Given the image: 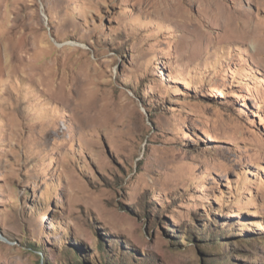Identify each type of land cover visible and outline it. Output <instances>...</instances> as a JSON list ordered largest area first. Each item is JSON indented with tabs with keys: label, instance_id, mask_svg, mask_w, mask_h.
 I'll use <instances>...</instances> for the list:
<instances>
[{
	"label": "rangeland",
	"instance_id": "1",
	"mask_svg": "<svg viewBox=\"0 0 264 264\" xmlns=\"http://www.w3.org/2000/svg\"><path fill=\"white\" fill-rule=\"evenodd\" d=\"M187 1L4 0L0 264H264V44Z\"/></svg>",
	"mask_w": 264,
	"mask_h": 264
},
{
	"label": "bare ground",
	"instance_id": "2",
	"mask_svg": "<svg viewBox=\"0 0 264 264\" xmlns=\"http://www.w3.org/2000/svg\"><path fill=\"white\" fill-rule=\"evenodd\" d=\"M187 2L191 4L192 0H188ZM218 2L219 1L216 0H201L206 15V21L208 23L213 24L222 29V32L226 39L234 38L235 40L243 42L256 43V45L257 43L264 44V25H261L248 17L243 18L241 15L238 16L239 14H236L235 12L231 11L226 6L220 5ZM164 4L166 8L165 12L169 16H171L172 19H177V21L180 20L179 23L182 24L183 27H185L187 30H194V33L197 36L196 40L199 44L206 40V36L204 34V31L201 29V26H195L193 19L187 14H178V11L175 10V0H166ZM3 6L4 0H1L0 8H2ZM13 37L16 36L14 35ZM22 40L26 39L23 37ZM24 44V41L23 43L20 42L18 50L13 48L15 50L12 57L14 58L18 56L17 58L19 60V63L21 64L24 63V61L26 60V56H23V50L25 49ZM39 48L44 51H53L52 48H50V46L48 45ZM18 52L20 53V55H18Z\"/></svg>",
	"mask_w": 264,
	"mask_h": 264
}]
</instances>
